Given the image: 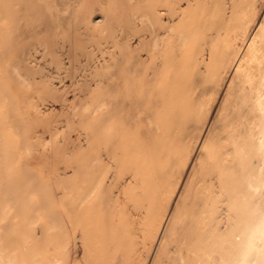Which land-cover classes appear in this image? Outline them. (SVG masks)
Instances as JSON below:
<instances>
[{"label": "bare ground", "instance_id": "1", "mask_svg": "<svg viewBox=\"0 0 264 264\" xmlns=\"http://www.w3.org/2000/svg\"><path fill=\"white\" fill-rule=\"evenodd\" d=\"M0 264H264V0H0Z\"/></svg>", "mask_w": 264, "mask_h": 264}, {"label": "rangeland", "instance_id": "2", "mask_svg": "<svg viewBox=\"0 0 264 264\" xmlns=\"http://www.w3.org/2000/svg\"><path fill=\"white\" fill-rule=\"evenodd\" d=\"M101 22V17L99 16V17H95L94 18V23H100ZM34 62H30V65L31 66H33L34 65V67H36L37 69H39V70H41L43 73H46L47 72V70H46V68L44 67V66H40V65H42L43 63H44V60L43 59H38V60H33ZM42 61V62H41ZM40 62V63H39ZM39 63V65L37 66V64ZM36 65V66H35ZM75 95H76V92H73V91H71V89H70V92H68L66 95H65V99H67L68 101L69 100H72V99H74L75 98ZM219 99V98H218ZM66 100V101H67ZM65 101V103H67ZM117 100H113V101H111L110 103H109V105H108V107H107V109L108 110H111V109H113L116 105H118V102H116ZM118 101H119V98H118ZM220 101V100H219ZM217 104V105H216ZM25 105V104H24ZM59 108H60V104L59 103H52V102H49V101H44L40 106H39V109H40V111L42 112V113H50V112H53V111H56V110H59ZM217 108H218V100L215 102V104L213 105V109L211 110V114H210V117H209V119H210V122L212 121V117H214L215 116V113H216V110H217ZM215 109V110H214ZM26 116V115H25ZM212 116V117H211ZM23 119H24V121H25V117H23ZM209 122V121H208ZM207 122V123H208ZM210 124V123H209ZM25 126H27V125H25ZM28 127V126H27ZM29 130V129H28ZM41 131V130H40ZM45 136H47V134H44ZM70 135H71V138L73 139V141H75L76 142V133H75V131H71L70 132ZM80 138H82L83 139V135L82 136H80ZM82 143H84V140L82 141ZM71 173L69 172V175H70ZM111 178V174L109 173L108 175H107V178L105 179V181H106V183H109V179ZM130 179H127V182L129 181ZM126 182V183H127ZM178 197H179V192H176V194L174 195V197H173V200H172V202H170V204H169V210H168V213H169V211H170V209L172 208H174V204H175V202H176V200L178 199ZM141 216H142V214H141ZM168 219H169V215L167 214V216L165 217V219H164V221H163V226H164V223L166 224L167 222H168ZM162 226V227H163ZM138 241H139V239H138ZM158 241V240H157ZM157 241H156V243H157ZM155 243V244H156ZM152 254H153V250L151 251V254H150V257L152 256Z\"/></svg>", "mask_w": 264, "mask_h": 264}]
</instances>
